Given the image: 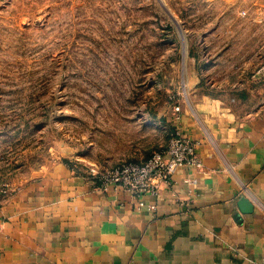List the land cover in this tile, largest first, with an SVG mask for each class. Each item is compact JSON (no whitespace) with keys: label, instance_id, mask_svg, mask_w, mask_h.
<instances>
[{"label":"rangeland","instance_id":"374dc122","mask_svg":"<svg viewBox=\"0 0 264 264\" xmlns=\"http://www.w3.org/2000/svg\"><path fill=\"white\" fill-rule=\"evenodd\" d=\"M249 85L264 94V0H0V191L144 161L194 88Z\"/></svg>","mask_w":264,"mask_h":264},{"label":"crops","instance_id":"0c3cea01","mask_svg":"<svg viewBox=\"0 0 264 264\" xmlns=\"http://www.w3.org/2000/svg\"><path fill=\"white\" fill-rule=\"evenodd\" d=\"M261 89L196 87L169 107L203 168L157 194L104 188L68 161L0 191V264H264Z\"/></svg>","mask_w":264,"mask_h":264},{"label":"built area","instance_id":"2783aa9c","mask_svg":"<svg viewBox=\"0 0 264 264\" xmlns=\"http://www.w3.org/2000/svg\"><path fill=\"white\" fill-rule=\"evenodd\" d=\"M180 110L179 106L175 107ZM197 142L176 131L164 150L155 151L145 161H129L108 170L90 168L104 188H125L134 194L159 193L161 184L169 182L175 172L184 167L203 168L196 152Z\"/></svg>","mask_w":264,"mask_h":264},{"label":"water","instance_id":"95a60500","mask_svg":"<svg viewBox=\"0 0 264 264\" xmlns=\"http://www.w3.org/2000/svg\"><path fill=\"white\" fill-rule=\"evenodd\" d=\"M245 201V199H242V202H244Z\"/></svg>","mask_w":264,"mask_h":264}]
</instances>
